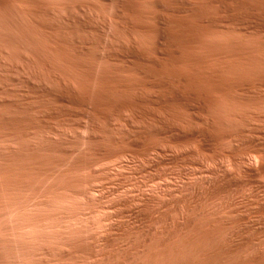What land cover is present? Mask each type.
Listing matches in <instances>:
<instances>
[{
  "label": "rangeland",
  "instance_id": "rangeland-1",
  "mask_svg": "<svg viewBox=\"0 0 264 264\" xmlns=\"http://www.w3.org/2000/svg\"><path fill=\"white\" fill-rule=\"evenodd\" d=\"M213 1L0 0V264H261L264 27L234 15L264 0ZM155 17L189 39L155 50ZM158 82L193 88L191 110L139 103Z\"/></svg>",
  "mask_w": 264,
  "mask_h": 264
},
{
  "label": "bare ground",
  "instance_id": "bare-ground-1",
  "mask_svg": "<svg viewBox=\"0 0 264 264\" xmlns=\"http://www.w3.org/2000/svg\"><path fill=\"white\" fill-rule=\"evenodd\" d=\"M25 1V0H24ZM27 1V0H26ZM148 1V0H147ZM174 1H179V0H174ZM199 1V0H198ZM217 1V0H216ZM216 1H213V2H216ZM242 1H244V2H242V4L244 3L245 4V0H242ZM171 2V1H170ZM169 2V3H170ZM201 2H203V1H201ZM205 3H206V1H204ZM260 2V1H259ZM168 3V4H169ZM209 3V2H208ZM223 3H224V1H223ZM222 3V4H223ZM110 4V3H109ZM145 4V3H144ZM174 4V3H173ZM198 4H199V2H198ZM207 4V3H206ZM210 4V3H209ZM209 4L206 6V7H208L209 6ZM240 4H241V2H240ZM263 4V3H262ZM115 5H116V3H115ZM153 5L155 6V7H158V8H161V9H163V5H162V3H160V2H158V1H154V3H153ZM183 5V4H182ZM245 5H247V3L245 4ZM245 5H243V6H245ZM212 6V5H211ZM225 6V5H224ZM242 6V5H241ZM242 6V8H244ZM247 6H250V5H247ZM247 6H245L246 8H244L243 10H238V12L234 15V18L235 19H237V20H239V21H245V20H251L252 22H254V23H257L258 24V26L259 27H264V23L263 22H261L262 20H263V18H264V9L262 8V7H259V6H257V7H255L254 6V9H253V5H252V9H247L248 7ZM200 8H202L201 6H199ZM188 8V7H187ZM250 8V7H249ZM259 11V13H254V11ZM209 14V13H208ZM192 15H193V13H192ZM191 15V16H192ZM194 15H196V17L198 18V19H202V17H203V14H202V11H201V9H199V8H196L195 9V14ZM205 16H207V14L205 15ZM188 17H190V15L188 16ZM196 17H195V19H196ZM191 18V17H190ZM190 18L187 20L188 21V23H190L191 24V22L192 23H194L192 20H191V22H189V20H190ZM139 19V18H138ZM142 19V18H141ZM262 19V20H261ZM155 22H156V26H155V28L152 30V33H153V45H154V48H155V50H157V46L159 45V43H161V42H163V41H165V42H168L169 44H179L180 42H182V41H184L186 38H188V35L190 34V32H191V29L184 23V22H181L180 20L178 21V22H176L177 23V25H179L182 29H181V31H173V30H171V29H169L167 26H166V23L162 20V18L161 17H155ZM207 20V19H206ZM141 21V20H140ZM184 21V20H183ZM236 21V20H235ZM186 22V21H185ZM199 22H200V20H199ZM204 22V21H203ZM202 22V23H203ZM211 22H213V21H211ZM154 23V22H153ZM187 23V24H188ZM201 23V24H202ZM139 24H141L140 22H139ZM197 24H200V23H197ZM206 24V23H205ZM38 25V24H37ZM204 27H205V25H204V23L202 24ZM201 25V26H202ZM209 25V24H208ZM140 26V25H139ZM190 26H192V25H190ZM211 26V25H210ZM214 26V25H213ZM140 28V27H139ZM211 27H207V30L208 29H210ZM180 29V28H179ZM206 28H204V30H205ZM211 29H213V28H211ZM194 30H197V29H194ZM206 30V31H207ZM211 30H209V31H207L208 33L210 32ZM151 32V31H150ZM193 32V31H192ZM204 32V31H203ZM193 33H195V31L193 32ZM150 37V36H149ZM203 37V36H202ZM195 38V37H194ZM98 39V38H97ZM189 39V38H188ZM230 42V41H229ZM192 43V42H191ZM10 44V43H9ZM14 44V43H13ZM188 44V43H187ZM227 44V43H226ZM185 45V44H184ZM61 46V45H60ZM177 46V45H176ZM208 48V47H207ZM233 48V47H232ZM252 48V47H251ZM47 50V49H46ZM174 50V49H173ZM151 51V50H150ZM163 51V50H162ZM46 52V51H45ZM206 55V54H205ZM94 56V55H93ZM130 57H132V58H134L136 61H144L145 60V58H144V56L143 55H141V54H139V53H136V52H132L130 55H129ZM195 58V57H194ZM237 58V57H236ZM90 59V58H89ZM92 59V58H91ZM95 60V59H94ZM172 60V59H171ZM197 60V59H196ZM239 61V60H238ZM199 62V61H198ZM177 63V62H176ZM201 63H203V62H201ZM96 64V63H95ZM188 64V63H187ZM177 65H178V63H177ZM190 65V64H189ZM188 65V66H189ZM196 65V64H195ZM215 65H216V63H215ZM242 65V64H241ZM175 67V66H174ZM173 67V68H174ZM178 67V66H177ZM190 67V66H189ZM200 67V66H199ZM201 68V67H200ZM214 68H216V67H214ZM170 69H171V67H170ZM249 69V68H248ZM231 70V69H230ZM244 70V69H243ZM262 71V70H261ZM230 72V71H229ZM228 72V73H229ZM232 72V71H231ZM252 72V71H251ZM199 73V72H198ZM198 73H196L197 74V76H198ZM216 73V72H215ZM110 74V73H109ZM220 74V73H219ZM218 74V75H219ZM248 74V73H247ZM249 74H250V72H249ZM257 73L255 72V75H256ZM114 75V74H113ZM112 75V76H113ZM170 75V74H169ZM206 75V74H205ZM205 75H204V77H205ZM116 76V75H115ZM122 76V75H121ZM171 76V75H170ZM172 76L175 78V79H177V80H179V81H181V82H185L187 79H185L184 77H182V76H176V75H174V74H172ZM187 76V75H186ZM194 76V75H193ZM201 76L202 75H200V78H201ZM221 76V75H220ZM226 77H227V75H225ZM250 76V75H249ZM257 77L256 78H258V75H256ZM261 76V75H260ZM103 77V76H102ZM126 77V76H125ZM192 77V76H191ZM207 77V76H206ZM217 77V76H216ZM223 77V76H222ZM221 77V78H222ZM252 77H254V76H252ZM208 78V77H207ZM206 78V79H207ZM225 78V77H224ZM233 78V77H232ZM247 78V77H246ZM255 78V77H254ZM93 79V78H92ZM194 79V78H193ZM193 79H191V80H193ZM226 79H228V78H226ZM225 79V80H226ZM262 79V78H261ZM263 79H264V77H263ZM215 80H217V79H215ZM214 80V81H215ZM219 80H221V79H218V82H214V83H220L219 82ZM223 81H225L224 79H222ZM230 80V79H229ZM235 80V79H234ZM257 80V79H256ZM98 81V80H97ZM109 81V80H108ZM203 81V80H202ZM201 81V82H202ZM208 81H209V79H208ZM223 81H221V82H223ZM226 81H228V80H226ZM258 81V80H257ZM116 82V81H115ZM188 82V81H187ZM210 82V81H209ZM212 82H213V79H212ZM212 82H210L209 84H211ZM264 82V81H263ZM192 83H194V82H192ZM207 83V82H206ZM239 82H237L236 81V86H238L237 84H238ZM83 84V83H82ZM86 84H88V83H86ZM103 85H105L106 83H102ZM119 84V83H118ZM128 84H129V86H130V83L128 82ZM208 84V85H209ZM225 84H226V82H225ZM224 84V85H225ZM227 84H228V82H227ZM234 84V85H235ZM260 84V83H259ZM98 85V84H97ZM108 85V84H107ZM188 85H189V83H188ZM200 85V84H199ZM202 85V84H201ZM215 85V84H214ZM214 85H211V86H213L214 87ZM217 85V84H216ZM218 85H222L221 83L220 84H218ZM83 86V85H82ZM154 86H157V87H160V88H162V90L164 91V93H163V95L165 94V96L163 97V98H151V97H142V98H138L139 99V103H151V104H154V105H157V106H159V108L161 107V108H167V105H169V104H180V105H182L183 107H185L186 109H188V111L189 110H191V105H190V100L193 98V96H194V90H192L191 88H189V92H187L186 94L187 95H184L183 93H181V92H179L178 90H169V89H167V87L165 86V83L163 82V83H160V82H158V83H156V84H154ZM207 86V85H206ZM210 86V87H211ZM233 86V85H232ZM264 86V85H263ZM86 87V86H85ZM88 87V86H87ZM103 87V86H102ZM108 87H110V86H108ZM113 87H115V86H113ZM119 87V86H118ZM122 87V86H121ZM203 87V86H202ZM212 87V88H213ZM222 87V86H221ZM226 87H227V85H226ZM228 87H229V85H228ZM231 87V86H230ZM84 88V87H83ZM199 88V87H198ZM207 88V87H206ZM215 88H216V86H215ZM241 88V87H240ZM245 88V87H244ZM243 88V89H244ZM262 88V87H261ZM82 89V88H81ZM87 89V88H86ZM104 89V88H103ZM128 89V88H127ZM208 89V88H207ZM211 89V88H210ZM209 89V90H210ZM214 89V88H213ZM212 89V90H213ZM222 90L223 89H225V87L223 88H221ZM232 89H233V87H232ZM88 90V89H87ZM93 90H94V88H93ZM115 90H118V88L117 89H115ZM114 89H113V93H114V91H115ZM197 90V89H196ZM200 90V89H199ZM202 90V89H201ZM200 90V91H201ZM211 90V91H212ZM215 90H217V89H215ZM228 90V89H227ZM230 90V89H229ZM91 91V90H90ZM95 91V90H94ZM119 91V90H118ZM198 91V90H197ZM203 91V90H202ZM235 91V90H234ZM242 91V90H241ZM107 92H111V90L110 91H107ZM130 92V91H129ZM203 92H205V90L203 91ZM213 93L212 94H215V92L214 91H212ZM218 92L219 91H217V93L216 94H218ZM221 92V91H220ZM229 92V91H228ZM231 92V91H230ZM84 93H87L88 94V92H86V90L85 91H83V94ZM92 93H93V91H92ZM106 93V92H105ZM196 93V92H195ZM207 93V92H206ZM223 93V92H222ZM225 93V92H224ZM235 93V92H234ZM237 93H238V91H237ZM236 93V94H237ZM243 93V92H242ZM79 95H81L80 93H78ZM77 94V95H78ZM82 94V95H83ZM98 95H99V93H97ZM112 94V93H111ZM208 94H209V92H208ZM228 94H230V93H228ZM231 94H232V92H231ZM106 95H108V94H106ZM110 95V94H109ZM117 95V94H116ZM115 95V96H116ZM226 95V94H225ZM84 96H86V95H84ZM92 96H93V94H92ZM144 96V95H143ZM207 96V95H206ZM222 96V95H221ZM229 96V95H228ZM233 96H235V95H233ZM66 97V96H65ZM65 97H63V96H61V95H58L57 96V98H55L56 99V101L57 102H67V103H69V104H73V105H77V106H80L81 107V109H82V115H84L85 114V111L87 110V109H89L90 107H91V100L89 101V100H78L77 98H75L74 96H71L70 98H65ZM79 97V96H78ZM95 97V96H94ZM98 97V96H97ZM198 97V96H197ZM196 97V98H197ZM223 97H225V96H223ZM231 97H232V95H231ZM237 97V96H236ZM261 97V96H260ZM84 98V97H83ZM86 98V97H85ZM96 98V97H95ZM102 98V97H101ZM113 98V97H112ZM201 98V97H200ZM89 99V98H88ZM115 99V98H114ZM117 99V98H116ZM203 99H205V98H203ZM208 99V98H207ZM222 99V98H221ZM228 99V98H227ZM235 99V98H234ZM220 100V99H219ZM97 101V100H96ZM99 101V100H98ZM100 101H101V99H100ZM221 101V100H220ZM223 101H224V104L225 103H227L228 101H229V103L228 104H230V102H232L233 100H227V101H225L224 99H223ZM242 101V100H241ZM130 102V101H129ZM222 102V101H221ZM234 103H235V101H233ZM237 102V101H236ZM101 102H99V104H100ZM103 103V102H102ZM112 103V102H111ZM223 103V102H222ZM93 104V103H92ZM98 104V105H99ZM130 104H132L131 102H130ZM240 104V103H239ZM264 104V103H263ZM138 104H136V106H137ZM140 105V104H139ZM144 105V104H143ZM102 106V105H101ZM142 106V105H141ZM230 106V105H229ZM118 107V105L115 103V104H112V105H110L109 106V108H110V111H114L116 108ZM179 107V106H178ZM77 108V107H76ZM97 108H99V106L97 107ZM181 108V107H180ZM229 108V107H228ZM185 109V110H186ZM97 111H100V110H97ZM165 111V110H164ZM169 111H170V109H169ZM176 111V110H175ZM255 112V111H254ZM146 113V112H145ZM43 114V113H42ZM100 114V113H99ZM143 114V113H142ZM147 114V113H146ZM96 115V114H95ZM239 115V114H238ZM98 116V115H97ZM227 116V115H226ZM229 116V115H228ZM176 117V116H175ZM230 117V116H229ZM168 118V117H167ZM45 120V119H44ZM220 121V120H219ZM218 121V122H219ZM13 122V121H12ZM221 122V121H220ZM16 124V123H15ZM225 124V123H224ZM8 125V124H7ZM23 125V124H22ZM34 125V124H33ZM220 125V124H219ZM218 125V126H219ZM223 125V124H222ZM2 126V125H1ZM15 126V125H14ZM223 126H225V125H223ZM35 127V126H34ZM172 127V126H171ZM222 127V126H221ZM1 128V127H0ZM16 128V127H15ZM14 128V129H15ZM175 128V127H174ZM239 128V127H238ZM187 129V128H186ZM192 129H194L193 127H192ZM219 129V128H218ZM221 129V128H220ZM20 130V129H19ZM196 130H197V128H196ZM196 130H190L189 132H187V133H184V132H181V131H177V133H176V140L177 141H182V140H185V139H187V138H189V137H192V136H194V135H201L202 136V138H203V144L201 145V148L202 149H205L208 145H210V144H212L213 143V141H214V139H213V137L209 134V133H207V132H205V131H196ZM221 130H223V129H221ZM224 131V130H223ZM229 131V130H228ZM4 132V131H3ZM174 132V131H173ZM209 132V131H208ZM2 133V132H1ZM221 133H223V132H221ZM175 134V133H174ZM173 134V135H174ZM213 134V133H212ZM224 134H226V133H224ZM18 135V134H17ZM217 135H218V133H217ZM244 135V134H243ZM216 136V135H215ZM222 136H224V135H222ZM221 137V136H220ZM193 139H195V138H193ZM228 139V138H227ZM225 140V138H224V140L222 139L221 141H228L229 142V140ZM232 139V138H231ZM245 139V138H244ZM81 140V139H80ZM189 140H191V138L189 139ZM251 140V139H250ZM220 141V140H219ZM220 141V142H221ZM245 141V140H244ZM247 141H248V139H247ZM257 141V140H256ZM104 144V143H103ZM200 144H201V142H200ZM245 144V143H244ZM264 144V143H263ZM78 145H80V144H78ZM257 145V144H256ZM194 147V146H193ZM200 147V146H199ZM250 147V146H249ZM252 147V150L254 149L255 150V148H253V146H251ZM76 148H77V146H76ZM257 149V148H256ZM261 149V148H260ZM247 150V149H246ZM252 150H250V151H252ZM253 150V151H254ZM262 150V149H261ZM231 152V151H230ZM244 152V151H243ZM257 152V151H256ZM255 152V153H256ZM260 152V151H259ZM263 152V151H262ZM245 153V152H244ZM249 153V152H248ZM229 154V153H228ZM261 154V153H260ZM263 154V153H262ZM57 155H58V153H57ZM232 155V154H231ZM256 155H257V153H256ZM258 156H260V155H258ZM264 156V155H263ZM227 157V156H226ZM260 159V158H259ZM263 159V160H262ZM262 163H261V165H260V170L261 171H264V158L262 157ZM49 162V161H48ZM87 164V163H86ZM57 165V164H56ZM52 166H54V165H52ZM41 171H39V173H40ZM245 172V171H244ZM8 173V172H7ZM45 173V172H44ZM246 173V172H245ZM264 173V172H263ZM21 174V173H20ZM250 174H252V172L250 171ZM239 177V176H238ZM249 177V176H248ZM258 179V178H257ZM26 180V179H25ZM24 180V181H25ZM32 180V179H31ZM27 181H29V180H27ZM34 181V180H33ZM32 181V182H33ZM38 181V180H37ZM238 181V180H237ZM242 180H240V182H241ZM249 181V180H248ZM13 182V181H12ZM20 182V181H19ZM32 182H30V183H32ZM213 182V181H212ZM232 182H234V180L232 181ZM10 183V182H9ZM225 183V182H224ZM242 183V182H241ZM245 183H246V180H245ZM215 184H216V182H215ZM226 184V183H225ZM15 185H16V183H15ZM211 185H213L212 183H211ZM244 185V184H243ZM214 186V185H213ZM224 186H226V185H224ZM223 186V187H224ZM236 187H238V186H236ZM214 188H215V186H214ZM220 190V189H219ZM228 190V189H227ZM216 191V190H215ZM219 192V191H218ZM60 193V192H59ZM12 196V195H11ZM61 196V195H60ZM207 196V195H206ZM16 197V196H15ZM59 197V196H58ZM208 197H210V196H208ZM17 200V199H16ZM14 206V205H13ZM12 206V207H13ZM11 208V207H10ZM226 208V207H225ZM229 209V208H228ZM6 210V209H5ZM186 210V209H185ZM200 210V209H199ZM214 211V210H213ZM7 212V211H6ZM251 213V212H250ZM1 215V214H0ZM7 215V214H6ZM242 215V214H241ZM214 216V215H213ZM223 216V215H222ZM229 216V215H228ZM209 218V217H208ZM207 218V219H208ZM216 221V220H215ZM219 221V220H218ZM222 221V220H221ZM220 221V222H221ZM208 221H206V223H207ZM239 222H240V219H239ZM259 222V221H258ZM212 223H215V222H211V224ZM227 223H229V222H227ZM209 224V223H208ZM208 224H206V226L208 225ZM230 224V223H229ZM215 225V224H214ZM216 225H218V226H220V224H217V222H216ZM231 225V224H230ZM229 225V226H230ZM245 225V224H244ZM206 226H205V228H206ZM222 226V225H221ZM225 226V225H224ZM236 226V225H235ZM238 226V225H237ZM236 226V227H237ZM212 227V226H211ZM216 227V226H215ZM214 228V227H213ZM225 228V227H224ZM227 228V227H226ZM225 228V229H226ZM231 228H232V226H231ZM239 228V227H238ZM210 229V228H209ZM217 229H218V227H217ZM216 228H214V230H217ZM209 231V230H208ZM211 231H213V230H211ZM220 231V230H219ZM203 232H205V235H206V230H204ZM242 232V231H241ZM209 233V232H208ZM207 233V234H208ZM220 233V232H219ZM238 233V232H237ZM211 234H213V232L211 233ZM203 235H204V233H203ZM209 235V234H208ZM213 235H215V234H213ZM211 236V235H210ZM244 236V235H243ZM4 237V236H3ZM201 237V236H200ZM204 237V236H203ZM206 237V236H205ZM209 237V236H208ZM212 237V236H211ZM210 237V238H211ZM214 237V236H213ZM216 237V236H215ZM219 237V236H218ZM8 238V237H7ZM223 238V237H222ZM238 238V237H237ZM263 238V237H262ZM205 239V238H204ZM207 240H208V238H206ZM216 239V238H215ZM243 239V238H242ZM247 239V238H246ZM200 240V239H199ZM223 240V239H222ZM239 240V239H238ZM192 241V240H191ZM201 241V240H200ZM210 241H212V239L210 240ZM216 241V240H215ZM219 241V240H218ZM229 241V240H228ZM189 242V241H188ZM214 242V241H213ZM246 242V241H245ZM250 242H251V240H250ZM203 244H204V242H202ZM233 243H235V242H233ZM215 244V243H214ZM221 244V243H220ZM220 244H218V246L220 245ZM225 244H227V243H225ZM229 244V243H228ZM231 244V243H230ZM236 244V243H235ZM246 244V243H245ZM252 244V243H251ZM210 245V244H209ZM213 245V244H212ZM222 245V244H221ZM224 245V244H223ZM250 245V244H249ZM200 246V245H199ZM202 246V245H201ZM218 246H216V247H218ZM239 246V245H238ZM214 247V246H213ZM223 247H225V245L223 246ZM232 246H230V248H231ZM236 247V246H235ZM247 247V246H246ZM250 247H251V245H250ZM199 248V247H198ZM208 248V247H207ZM219 248V247H218ZM221 248V247H220ZM238 248V247H237ZM257 248V247H256ZM255 248V249H256ZM209 249H210V247H209ZM209 249H207V250H209ZM226 249V248H225ZM233 249H235V248H233ZM249 249V248H248ZM196 250V249H195ZM214 250H216L217 251V248L215 249L214 248ZM219 250V249H218ZM228 250V249H227ZM236 250V249H235ZM243 250V249H242ZM258 250V249H257ZM211 251V250H210ZM230 251V250H229ZM256 251V250H255ZM196 252V251H195ZM209 252V251H208ZM213 252V251H212ZM220 252V251H219ZM226 252V251H225ZM236 252H237V250H236ZM257 252V251H256ZM258 252H259V250H258ZM205 253H206V251H205ZM204 253V254H205ZM222 253H224V252H221V254ZM228 253V252H227ZM233 253V252H232ZM192 254V253H191ZM190 254V255H191ZM203 254V253H202ZM229 254V253H228ZM234 254H236V253H234ZM233 254V255H234ZM260 254V253H259ZM11 255V254H10ZM212 255V254H211ZM219 255V254H218ZM225 255V254H224ZM220 256V255H219ZM219 256H217V259H218V257ZM229 256V255H228ZM213 257V256H212ZM199 258H200V256H199ZM225 258H226V256H225ZM235 258V257H234ZM234 258H231V259H234ZM189 259V258H188ZM213 259V258H212ZM214 260V259H213ZM213 260H212V262H213ZM256 260V259H255ZM210 261V260H209ZM219 261V260H218ZM231 261V263H232V260H230ZM258 261V260H257ZM193 261H191L190 263H192ZM201 262V261H200ZM260 261H258V263H259ZM264 262V260H262V262H260L261 264ZM195 263V262H194ZM209 263V262H208ZM214 263V262H213ZM213 263H211V264H213ZM251 263V262H250ZM253 263V262H252ZM255 263V262H254ZM182 264V263H181ZM184 264V263H183ZM199 264V263H198ZM237 264V263H236Z\"/></svg>",
  "mask_w": 264,
  "mask_h": 264
}]
</instances>
